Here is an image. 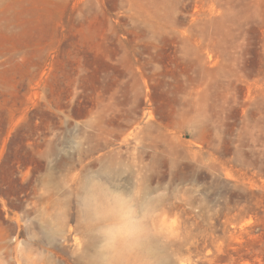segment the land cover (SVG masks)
Returning <instances> with one entry per match:
<instances>
[{"label":"rangeland","instance_id":"obj_1","mask_svg":"<svg viewBox=\"0 0 264 264\" xmlns=\"http://www.w3.org/2000/svg\"><path fill=\"white\" fill-rule=\"evenodd\" d=\"M97 178L157 264H264V0H0V264H79Z\"/></svg>","mask_w":264,"mask_h":264},{"label":"clouds","instance_id":"obj_2","mask_svg":"<svg viewBox=\"0 0 264 264\" xmlns=\"http://www.w3.org/2000/svg\"><path fill=\"white\" fill-rule=\"evenodd\" d=\"M92 180L79 197L80 224L87 246L75 254L79 264H157L140 191L116 190L105 184L100 193Z\"/></svg>","mask_w":264,"mask_h":264}]
</instances>
